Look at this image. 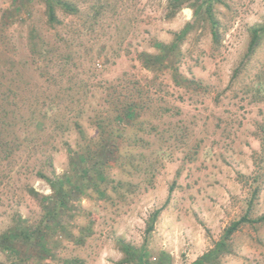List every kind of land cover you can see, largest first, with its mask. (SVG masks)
<instances>
[{
    "label": "rangeland",
    "instance_id": "1",
    "mask_svg": "<svg viewBox=\"0 0 264 264\" xmlns=\"http://www.w3.org/2000/svg\"><path fill=\"white\" fill-rule=\"evenodd\" d=\"M71 1L79 12L59 7L63 24L50 26L44 0H0V93L16 90L26 115L58 95L55 104L68 111L59 119H78L90 138L98 136L94 118L110 114L112 101L135 100L137 119L116 142L134 156L126 155V163L140 170L130 173L112 159L107 196L91 188L73 192L55 220L49 251L18 240L16 262L120 264L118 239L141 246L147 237L150 259L165 250L173 264H190L232 221L264 213V34L249 49L251 28L264 24V0H216V33L205 0L185 2L171 18L168 0ZM188 23L191 30L164 67L146 65L142 54L160 53L155 41L171 44ZM32 31L44 38L34 37L33 48ZM1 122L0 114V134ZM57 124L47 120L34 135L19 132L26 136L19 151L18 141L10 143L13 150L0 147V235L21 220L39 226L41 195L31 190L53 193L40 171L72 173L67 148L79 149L82 138ZM118 181L122 186L113 187ZM169 194L147 234L151 213ZM230 247L220 264H264V221L243 224ZM10 258L0 248V261Z\"/></svg>",
    "mask_w": 264,
    "mask_h": 264
},
{
    "label": "trees",
    "instance_id": "2",
    "mask_svg": "<svg viewBox=\"0 0 264 264\" xmlns=\"http://www.w3.org/2000/svg\"><path fill=\"white\" fill-rule=\"evenodd\" d=\"M187 1L189 0H168L166 17L171 18L175 16L177 11ZM215 1L216 0H205L207 16L213 22L212 26L214 33H216V21L212 11ZM44 2L46 4L47 22L50 26L63 24V21L57 14V9L59 7L72 14L78 13L80 10L78 4L71 0H44ZM190 30L191 23H188L184 28L175 33V40L171 44L155 41L154 44L161 52L158 54L144 52L142 56L146 65L151 66L150 64H154V67H164L171 56L176 53L179 44L184 40ZM263 34L264 24H257L251 28L250 52L256 49ZM34 37H38V40L44 39L40 34L35 36L32 31L29 36L31 48L38 45L36 44L37 41H34ZM16 96L17 92L16 90H12V88L0 93L1 127L3 128L2 134H0V147L13 150L10 149V143L18 141L16 143V151H19L24 142L21 139L26 137L21 136L19 132L34 135V131L36 130L44 131L48 127L47 120L59 123L55 126V129L58 131L65 132L66 130L75 129L76 132L80 134L82 143L79 149H73L67 144V149L71 152L72 173L68 172L63 176L50 177L46 173L40 171V175L48 181L53 193L51 195H42L34 189L31 190L35 196L41 195L44 213L39 226L33 227L24 224L25 222L21 220L0 235V248L6 251L11 257L9 264H18L16 262V255L22 254V250L17 243L18 240H23L30 245L36 243L41 249L49 251L50 239H53L52 236L54 232H56V230H54L56 228L55 220L66 211L64 209L68 207L69 197L73 192L78 190L85 191V189L91 188L94 192H97L100 197L107 196V189L103 186L104 183H109V176L105 168L107 164L114 160L115 164H118L122 169L130 173L140 170L139 165L131 161L126 163L124 160L126 155H130L132 159H134V156L131 153H125L122 150V144L116 142V138L123 136L128 126H131L137 119L136 115L138 108L135 100L125 97L112 101L110 114L101 113L94 118L98 136L96 138H90L78 119H74L67 123H63V120L59 119L63 118L66 120L68 111L55 104L58 95L55 96L52 104L48 108L29 111L28 115L25 114L24 108H22L20 104L17 105V100L15 102ZM7 130H12L15 137L11 138L10 133H6ZM33 145H36V143ZM167 150V148H161L158 153L166 155ZM112 155L116 157L112 158ZM122 184V181H118V184H115L113 187L120 188ZM126 184L128 186L134 185L131 181L126 182ZM257 194L258 188H255L253 197H256ZM170 195L171 194H169L168 199L162 207L155 209L151 213L147 222V234H150L154 230L155 223L163 207L169 201ZM252 204L253 201H250L249 208H251ZM263 221L264 213L257 217H251L249 213H246L239 219L232 221L224 230L221 238L216 241L215 245L190 264H220V257L224 253H230L232 251L230 239L233 234L239 230L243 224ZM44 227H46L47 230H45ZM79 238L81 239V236ZM118 242L124 254L123 258L119 261L120 264H173L172 255L165 250L159 252L155 261L150 259L147 237H145L144 243L141 246H136L121 237L118 239ZM39 262L40 260L38 259L35 261V264H40ZM0 264L3 263L0 261Z\"/></svg>",
    "mask_w": 264,
    "mask_h": 264
}]
</instances>
